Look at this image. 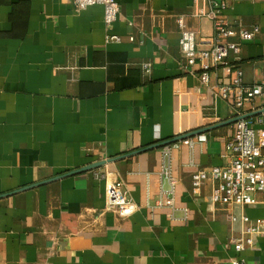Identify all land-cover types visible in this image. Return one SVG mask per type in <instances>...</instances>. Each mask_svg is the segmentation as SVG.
<instances>
[{"label": "crops", "instance_id": "1", "mask_svg": "<svg viewBox=\"0 0 264 264\" xmlns=\"http://www.w3.org/2000/svg\"><path fill=\"white\" fill-rule=\"evenodd\" d=\"M116 1L119 14L107 27L99 4L77 10L73 0H0V195L14 191L0 198V264H230L235 257L264 264V234L240 254L228 242L241 227L231 226L233 213L264 226V194L253 206L215 210L210 182L193 191L191 155L197 168L225 163L234 123L205 132L193 150L172 151L176 191L163 207H154L169 188L159 175L163 149L132 153L237 116L201 82L198 66L185 68L179 47L180 16L198 50L212 45V22L195 15L209 1ZM226 1L229 22L260 28L230 60L246 85L262 82L264 0ZM230 78L219 68L209 85ZM243 115L262 126L264 98ZM116 180L138 205L129 216L106 207Z\"/></svg>", "mask_w": 264, "mask_h": 264}, {"label": "built area", "instance_id": "2", "mask_svg": "<svg viewBox=\"0 0 264 264\" xmlns=\"http://www.w3.org/2000/svg\"><path fill=\"white\" fill-rule=\"evenodd\" d=\"M210 7L206 11L196 13V16H204L212 22V45L209 48L197 49L195 32L187 27L184 19H177L180 28L179 47L184 60L185 68L192 72L198 66L199 77L203 84L215 91L216 97L232 102L237 116H242L246 104L255 97L264 98V81L252 85H246L243 79L242 69L230 59L238 58L242 45L253 41L259 34V26L245 27L240 22L231 23L227 20L224 11L228 8L226 0H208ZM77 10H82L91 5H102L104 8V22L110 27L119 14L120 8L116 0H73ZM133 40V37L129 38ZM109 41L119 42L117 35L108 37ZM223 68L231 76L230 81L222 84L209 85L210 73ZM143 69L150 73L151 64L144 63ZM262 126H255L250 118H242L234 123L233 132L228 136L222 157L226 162L208 169L197 168L193 154L188 165L196 170L192 173L193 191L198 192L206 181L211 183V204L213 209L233 207L245 208L257 204V195L264 194V119L260 120ZM205 134L172 143L162 147L164 157L160 165V178L168 183V190H161L156 207H163L166 201L173 202L176 182L173 176L172 151L181 144H187L193 150L195 142L206 141ZM193 152V151H192ZM124 183L116 180L107 188L106 207L118 212L122 216H129L138 205L128 196L124 189ZM173 207V205H172ZM187 209L184 208L183 219L188 218ZM175 220V218L172 216ZM241 225L238 234H232L229 238L237 254L255 247L256 238L264 234V226L259 221L251 220L246 214H232L231 226L236 223ZM230 264H246L244 258L235 257Z\"/></svg>", "mask_w": 264, "mask_h": 264}, {"label": "water", "instance_id": "3", "mask_svg": "<svg viewBox=\"0 0 264 264\" xmlns=\"http://www.w3.org/2000/svg\"><path fill=\"white\" fill-rule=\"evenodd\" d=\"M247 116L248 115L235 116L233 118H229V119H226V120H222V121L216 122V123H214L212 125H209V126H206V127H203V128L195 129V130H192L190 132H186V133H183V134L176 135L173 138H170V139H167V140H163V141L157 142L155 144H152V145L144 148L143 150H137V151H134L132 153H136V152H139V151H146V150H150V149H153V148H160V147L162 148V147H164L166 145H170L172 143H176L178 141H182L184 139L191 138V137H194L196 135L205 134V132H207L209 130H212V129H215V128H218V127H222V126H226V125L233 124L236 121H238L239 119L247 118ZM120 157H122V156H120ZM120 157L110 158L108 160H103V161L95 162L93 164L87 165V166L82 167V168H79L77 170H74V171H71V172H67L64 175H70V174H73V173L83 172V171H87V170H90V169H93V168H97V167H99L101 165H104L107 162L115 161V160H117ZM59 177H61V175L60 176H56L55 178H52V179H56V178H59ZM45 182L46 181H43V182H40V183H35V184L30 185V186L23 187V188H21L19 190H24V189H27L28 187H32V186H36V185H39V184H43ZM19 190H17V191H19ZM12 193H14V191L13 192H8V193L1 194L0 195V198L1 197L9 196Z\"/></svg>", "mask_w": 264, "mask_h": 264}]
</instances>
